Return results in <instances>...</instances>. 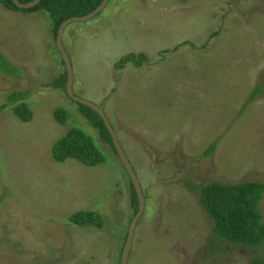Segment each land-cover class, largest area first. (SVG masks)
<instances>
[{
	"label": "rangeland",
	"instance_id": "374dc122",
	"mask_svg": "<svg viewBox=\"0 0 264 264\" xmlns=\"http://www.w3.org/2000/svg\"><path fill=\"white\" fill-rule=\"evenodd\" d=\"M62 42L74 94L104 106L145 194L128 264L264 258V245L216 238L196 188L264 182V0H109L66 27ZM0 51L20 70L0 72V264H120L136 216L130 178L113 144L52 86L66 68L50 15L0 1ZM129 53L146 60L116 68ZM256 86L263 92L246 107ZM15 90L30 91L29 123L1 109ZM71 128L92 136L103 164L52 158ZM260 207L264 217V197ZM79 211L101 212L105 227L71 225Z\"/></svg>",
	"mask_w": 264,
	"mask_h": 264
},
{
	"label": "trees",
	"instance_id": "16d2710c",
	"mask_svg": "<svg viewBox=\"0 0 264 264\" xmlns=\"http://www.w3.org/2000/svg\"><path fill=\"white\" fill-rule=\"evenodd\" d=\"M0 1L7 10L11 11L26 13L47 12L53 22L56 37L58 28L64 21L72 17L87 15L94 11L103 0H40L37 5L29 9H19L13 0ZM18 1L21 4L33 2V0ZM144 60H146L144 54L129 53L121 57L115 67L122 69L127 63H134L139 67ZM61 62L64 64L63 61ZM19 71V68L12 65L0 51V72L3 74H17ZM66 82L67 72L65 70L58 79L52 82V86L66 91ZM262 92L263 88L256 86L249 96L246 107ZM65 94L68 95L67 91ZM29 95V90L12 91L9 93L8 103L3 104L1 109L12 108L22 122L29 123L33 117L30 103L27 102ZM72 102L77 104L82 115L99 132L100 137L104 141L113 144L112 137L101 117L88 106L73 100ZM243 110L241 109L240 114ZM69 116V112L63 108L57 109L54 114L55 120L61 124H65ZM220 140L218 138L213 141L202 157L212 156L216 152ZM112 147L117 153L114 144ZM51 152L52 158L58 163L74 159L85 166L95 167L105 161L92 136L85 133L81 128H71L64 137L54 144ZM130 184L131 202L136 214L139 205L138 197L131 179ZM196 188L199 191L200 203L213 222L212 230L216 238L246 248H259L264 245V217L260 207L264 197L263 181H243L240 183L212 181L199 184ZM105 221L104 215L98 211H79L72 214L69 218L71 225L79 227L89 226L97 229L104 228ZM248 264H264V258L255 257Z\"/></svg>",
	"mask_w": 264,
	"mask_h": 264
},
{
	"label": "water",
	"instance_id": "95a60500",
	"mask_svg": "<svg viewBox=\"0 0 264 264\" xmlns=\"http://www.w3.org/2000/svg\"><path fill=\"white\" fill-rule=\"evenodd\" d=\"M108 1L109 0H103L101 2V4L94 11L88 13L87 15L72 17V18H69L66 21H64L60 25V27L58 28L56 42H57L58 49L62 55V59H63V62L65 64V68H66V72H67L66 91H67L68 96L70 98H72L74 101L88 106L89 108L94 110L101 117V119L103 120L106 128L108 129V131L112 137V141H113V144L117 150L119 158L121 159V162H122L128 176H129V178L131 179V181L133 183L134 189H135L137 197H138V203H139L138 211L136 213V216L133 219V222L130 225L127 240H126L123 252H122L121 263H120V264H128V260H129V256H130V252H131V248H132V243H133V238H134V234H135V229L137 227L138 221L143 216L144 211H145V206H146L145 194H144L141 182H140L137 174L135 173V170L133 169L132 164L130 163L124 149L122 148V145L118 139V136H117L112 124L110 123V121H109V119L105 113L104 106H99L94 102L79 98L74 94V90H73V77H74L73 66H72L70 56L66 52L64 45H63V42H62L64 31L68 25H70L74 22L91 20L92 18H94L96 15H98L99 13H101L105 9L106 5L108 4ZM13 2L15 3V5L19 9H29V8H32L35 5H37L40 2V0H33V2L27 3V4H21L18 0H13Z\"/></svg>",
	"mask_w": 264,
	"mask_h": 264
},
{
	"label": "clouds",
	"instance_id": "9594fccd",
	"mask_svg": "<svg viewBox=\"0 0 264 264\" xmlns=\"http://www.w3.org/2000/svg\"><path fill=\"white\" fill-rule=\"evenodd\" d=\"M56 38H57V36H56ZM105 109V108H104ZM111 123V122H110ZM115 147V146H114ZM116 149V148H115Z\"/></svg>",
	"mask_w": 264,
	"mask_h": 264
}]
</instances>
